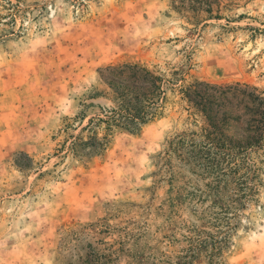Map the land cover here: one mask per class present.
Returning <instances> with one entry per match:
<instances>
[{"label": "rangeland", "instance_id": "obj_1", "mask_svg": "<svg viewBox=\"0 0 264 264\" xmlns=\"http://www.w3.org/2000/svg\"><path fill=\"white\" fill-rule=\"evenodd\" d=\"M133 65L160 114L74 153ZM196 82L264 96V0H0V264H264V187L234 205L205 165Z\"/></svg>", "mask_w": 264, "mask_h": 264}, {"label": "trees", "instance_id": "obj_2", "mask_svg": "<svg viewBox=\"0 0 264 264\" xmlns=\"http://www.w3.org/2000/svg\"><path fill=\"white\" fill-rule=\"evenodd\" d=\"M131 67L134 71H129V77L135 78L140 92L128 97L117 109L104 110L102 117H91L82 130H92L96 135L92 125H103V136L100 141L90 136L89 141H81L77 145L75 140L80 138L76 137L70 147L74 153H77L78 146H102L115 128L136 129L140 123L160 114L158 99L165 98L160 77L145 67ZM181 93L207 120L208 127L204 129L207 141L203 144L206 148L203 154L205 165L220 166L218 176L221 179L227 177L222 166L228 168L232 204H242L251 199L259 186L264 187L260 178L264 173V96L247 85L220 87L202 82L187 86ZM229 123H233L237 134L224 133Z\"/></svg>", "mask_w": 264, "mask_h": 264}]
</instances>
